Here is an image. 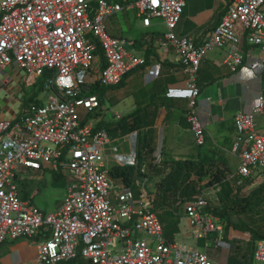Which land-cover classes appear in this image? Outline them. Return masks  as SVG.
Listing matches in <instances>:
<instances>
[{
	"label": "built area",
	"instance_id": "2783aa9c",
	"mask_svg": "<svg viewBox=\"0 0 264 264\" xmlns=\"http://www.w3.org/2000/svg\"><path fill=\"white\" fill-rule=\"evenodd\" d=\"M186 5L187 0L126 5L97 0L93 12L91 0H0V69L51 71L56 90L53 101L31 103L14 118L0 117V245L39 238L36 264L79 258L82 264H216L207 249L165 237L149 192L137 198L130 186L115 188L104 152L110 133L88 118L101 109V96L78 78L79 69L87 71L99 51L106 61L97 78L103 87L120 85L131 69L148 64L146 56L126 49V38L108 31L111 16L130 8L137 9L145 26L162 19L166 31L159 47L175 50L187 76V87L168 95L187 99L195 142L205 145L198 114L201 64L211 51L230 46L225 61L237 71L246 59L245 40L264 49V0H229L227 13L200 44L176 33ZM258 115L264 116V95L252 111L234 116L231 152L239 156V165L231 177L239 182L264 173V130ZM31 167L52 168L67 177L68 194L57 210L44 211L21 197L17 176ZM183 206L196 241L216 233L219 243L231 248L224 236L226 224L208 212L203 194ZM253 255L264 263V238L256 241ZM219 264H226L224 257Z\"/></svg>",
	"mask_w": 264,
	"mask_h": 264
},
{
	"label": "crops",
	"instance_id": "0c3cea01",
	"mask_svg": "<svg viewBox=\"0 0 264 264\" xmlns=\"http://www.w3.org/2000/svg\"><path fill=\"white\" fill-rule=\"evenodd\" d=\"M228 4L229 0H187L176 33L192 38L197 44L202 43L227 13ZM125 18L123 16L122 20ZM165 31L163 20L154 18L150 26L140 21L138 26L133 28L131 25L128 31H120L118 35L110 32L127 39L130 53L148 59L147 65L131 69L118 86L104 89L97 82L106 62L101 51L93 65L87 71L79 69L78 74L79 80L91 87L99 84V92L92 88V92L102 99V107L95 113L94 120L110 133L111 141L104 150L107 167L110 172L123 168L132 170L136 188L131 187L136 197L149 192L155 205L161 201L147 181L156 177L150 171L151 167H161L163 160L201 161L209 157L221 171L231 168V175L236 171L231 165L234 161L239 165V156L231 152L236 134L234 116L238 112L252 111L257 107L259 97L264 95V49L245 40L246 59L237 71H232L225 61L230 46L211 51L202 62L198 75V114L205 126L206 143L197 145L187 117V99L168 95L171 89L186 88L187 76L175 50L171 48L164 52L159 47ZM3 82L8 83V78ZM11 93H14L13 89ZM5 100V106H0V117H16L23 104L12 95L11 99ZM258 123L264 130L263 115H258ZM139 171L147 176L142 179L138 176ZM111 179L116 189L127 186L121 177L111 175ZM179 203L182 201L176 202ZM182 213L186 216L184 211ZM187 224L191 226L189 218ZM39 241V238L5 241L0 245V264H36Z\"/></svg>",
	"mask_w": 264,
	"mask_h": 264
},
{
	"label": "rangeland",
	"instance_id": "374dc122",
	"mask_svg": "<svg viewBox=\"0 0 264 264\" xmlns=\"http://www.w3.org/2000/svg\"><path fill=\"white\" fill-rule=\"evenodd\" d=\"M92 8L93 12H96L97 2L92 3ZM123 16L126 17L124 21L122 20ZM140 21L137 16V9L129 8L111 16L107 20V28L109 32L118 35L120 31H128L131 25L133 28L138 26ZM125 47L127 50H131L128 41ZM52 77L53 75L47 70L26 73L18 68L0 69V106L4 107L7 103L5 99H11V95L19 99L23 107L24 104H29V101L48 102L55 100L56 90L52 89L51 86ZM5 78H8V83L3 82ZM12 89L14 93H11ZM96 90L99 92V88ZM88 118L94 119L95 115L91 113ZM201 161L208 173L203 178H199L197 175L193 176L196 192L188 190L185 191L186 193L180 192L175 197L170 196L174 198L172 199L173 202L162 206L155 205L163 224L165 237L171 242H182L189 246L198 245L201 250L207 248L216 264H219L223 257L226 264H264L255 261L253 255L254 231L264 234V193L259 194L255 201L250 204L237 201V199L247 197L251 191L264 184V173L239 182L240 179L231 177V168L221 171L209 157ZM231 165L236 170L238 163L234 161ZM163 166L162 163V169H159L160 173L154 174L156 177L152 181H147L150 185L147 186L154 189L157 199L161 198L160 194L166 187L165 185L161 186V181H163L166 173L174 167L169 164L167 171L162 172ZM17 184L21 195L47 212L57 210L68 194L67 177L52 168L31 167L24 170L17 176ZM198 193L203 194L208 200L210 207H208V212L226 224L224 236L226 242L231 244V248L223 247L218 241L220 235L216 233L200 239L199 242L194 239L193 230L187 224L188 218L182 212L184 211L183 203L186 201L185 195L192 194L193 196ZM178 200L182 203L176 204ZM212 209H218L226 216L222 217L220 214H215ZM233 223L243 224L248 231L235 228Z\"/></svg>",
	"mask_w": 264,
	"mask_h": 264
},
{
	"label": "trees",
	"instance_id": "16d2710c",
	"mask_svg": "<svg viewBox=\"0 0 264 264\" xmlns=\"http://www.w3.org/2000/svg\"><path fill=\"white\" fill-rule=\"evenodd\" d=\"M113 1H117V2H120V3L126 5L129 2H132L134 0H113ZM148 53L150 54L151 51H149ZM49 72L52 74L51 71H49ZM98 86H99V84H95V85H93L92 88H97ZM29 102L28 103L31 104V103H42L43 101H29ZM29 104H24V107L28 106ZM98 127H104V126L98 125ZM162 163L164 165L162 172L167 171V169H168L167 166L169 164L173 165L174 167L172 168L171 171H168L166 173V175L163 178V181H161L162 182L161 186L165 185L166 187H164L163 192H161V194H160L161 198H158L161 201L158 204L159 206L171 203L172 199H174L173 197L177 196L178 193H180V192H185L187 190L190 192H192V191L196 192L197 191L196 186L193 185V183H194L193 176L197 175L199 178H203L208 173V171L205 168L204 163L202 161H195V160H193V161L192 160H189V161L188 160L187 161H165V160H163ZM159 169H162V166L157 168V166L155 165V166L151 167L150 171H152L153 174H157V173H160ZM132 172H133L132 170H129L126 168H123L121 170H113L112 172H110V177H111V175L115 178L121 177L123 179L122 182L126 183L127 186H130V187L133 186V188L135 189L136 188V187H134V180L135 179H134V176H132ZM138 176L141 177L142 179H144V177L147 175H145L139 171ZM166 193H168L170 195H168ZM262 193H264V184H261L259 187H257L253 191H251V193L247 197L237 199V201L250 204V203H253L255 201L256 197L259 194H262ZM171 195L173 197H170ZM187 195L188 194L185 195L186 200H188L192 197V194L188 195V197H187ZM212 212L215 214H220L222 217L226 216V215L222 214L218 209H212ZM233 225L237 229H240L242 231H248L243 226V224H234L233 223ZM253 238H254V242H253V247H254V245L258 239L264 238V234H259V233L254 231ZM77 263L82 264L80 258L75 260V261H72L70 263H67V264H77Z\"/></svg>",
	"mask_w": 264,
	"mask_h": 264
}]
</instances>
